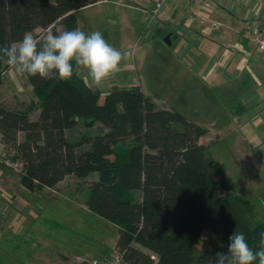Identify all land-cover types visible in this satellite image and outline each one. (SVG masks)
I'll return each mask as SVG.
<instances>
[{"label":"trees","instance_id":"trees-1","mask_svg":"<svg viewBox=\"0 0 264 264\" xmlns=\"http://www.w3.org/2000/svg\"><path fill=\"white\" fill-rule=\"evenodd\" d=\"M76 8L75 0H0V50L37 27L58 34L61 23L64 31H83ZM7 68L0 59V83ZM24 78L32 98L10 106L0 101V140L11 162L22 163V185L51 188L67 175L95 174L85 206L116 224L123 263L208 264L227 252L235 231L253 249L259 244L264 218L252 221L251 201L233 189L210 153L216 141H199L207 127L157 106L138 83L103 91L82 75ZM231 106L234 114L245 109L241 100ZM79 120L94 130L72 136Z\"/></svg>","mask_w":264,"mask_h":264},{"label":"rangeland","instance_id":"rangeland-1","mask_svg":"<svg viewBox=\"0 0 264 264\" xmlns=\"http://www.w3.org/2000/svg\"><path fill=\"white\" fill-rule=\"evenodd\" d=\"M75 1L78 26L85 34L99 31L116 49L131 53V60L121 64L122 75L142 84L157 106L175 108L209 129L199 141L204 144L216 141L210 146V153L224 166L233 189L251 201L255 213L252 221L264 218V95L258 98L253 95L258 87L264 90V51L249 59L255 63L247 64V82L235 83L236 80L226 78L229 74L223 70L211 69L204 74V63L186 51L179 35L165 27L152 32L154 27L147 28L138 13L129 9L123 14L115 12L113 0ZM56 27L59 33L64 31L61 23ZM49 31L37 27L31 33L39 39ZM166 32L173 33L171 44L163 41ZM205 38L207 43L199 46L198 51L202 58H209V64L211 59L216 60L210 52L211 46L222 44L219 39ZM256 67L261 73L258 74ZM10 69L9 66L5 69L0 83V101L9 106L33 97L27 79L13 69L8 73ZM117 74L102 87H108ZM80 75L92 86L86 73ZM242 78L238 77L237 81ZM231 100L245 104L242 113H231ZM77 124L70 132L72 136L94 130L81 120ZM21 168V161L12 163L0 141V259L3 264H86L87 260L101 258L99 248L104 259L112 255L119 234L116 224L85 207L89 183L96 179L95 174L85 179L67 175L51 190L47 187L32 190L22 185ZM203 236L213 237L207 231ZM196 245L199 247L200 242ZM142 249L150 253L147 248Z\"/></svg>","mask_w":264,"mask_h":264},{"label":"clouds","instance_id":"clouds-1","mask_svg":"<svg viewBox=\"0 0 264 264\" xmlns=\"http://www.w3.org/2000/svg\"><path fill=\"white\" fill-rule=\"evenodd\" d=\"M0 51L3 52L0 59L19 76L68 81L74 74L80 75L83 72L98 88L119 71L122 62L131 60V53L116 49L101 32L85 34L79 28L58 34L49 31L39 39L26 32L22 40L5 46ZM257 262L264 264V233L260 234L259 244L253 249L245 234L235 231L229 237L227 252H217L208 264Z\"/></svg>","mask_w":264,"mask_h":264},{"label":"crops","instance_id":"crops-1","mask_svg":"<svg viewBox=\"0 0 264 264\" xmlns=\"http://www.w3.org/2000/svg\"><path fill=\"white\" fill-rule=\"evenodd\" d=\"M126 3L130 2V0H122ZM215 3L210 6H204L202 0H197L195 2H190L187 0H171L166 6V14L168 17V23L170 28H165L175 35H179L180 39L183 40V46L185 45L186 51L191 53V56L198 61L204 63L205 71L204 74H207L211 71V69L223 70L224 72H228L227 79L236 80L235 83H246L247 82V70L248 66H252L255 62H251L249 59L257 54L258 48L253 43V41H249L245 32L250 25L251 15L254 12L264 13V0H214ZM145 3H151L153 0H143ZM113 4H116L113 3ZM121 9V10H120ZM128 9L131 12H136L141 15V12L137 10H133L132 8L123 7L121 5L116 4V7L113 10L116 12L121 11V13H127ZM217 20L221 23L220 27L216 30L215 35L211 34V22ZM154 30H160L159 26H153ZM37 30V28H36ZM164 30V29H162ZM205 36H208L211 39H219L222 44L220 47L211 46L210 52L216 58V60L211 59L208 64L209 58L204 56L202 58L200 52L198 51L199 46L207 43ZM263 52V51H261ZM250 64H249V62ZM259 61V60H258ZM124 66L119 68V71L115 77V80L110 82L108 87H102L103 91L108 90L113 85L119 86H131L133 83H136L135 80H128V78L122 75L120 72L124 70ZM10 69L8 73L11 74ZM256 71L258 74L261 73L260 69L256 67ZM9 75V74H8ZM243 76L242 81H237V78ZM6 77H8L6 75ZM9 78V77H8ZM249 79V78H248ZM139 84V83H138ZM142 89L143 86L140 84ZM92 86L95 85L92 83ZM242 86V85H241ZM262 89V88H261ZM260 87H258L255 92L253 91V95L259 96L264 95V90L262 91ZM145 92V90L143 89ZM146 93V92H145ZM259 94V95H258ZM235 100V99H233ZM231 100V101H233ZM230 102V100H228ZM233 111L231 110V113ZM36 114V112L34 113ZM33 115V114H32ZM37 115V114H36ZM35 115V116H36ZM35 118V117H34ZM1 138V131H0ZM1 141V140H0ZM55 187V186H54ZM49 188V187H47ZM53 188V187H51ZM51 188H49L51 190ZM86 207V206H85ZM87 210L88 209L86 207ZM115 244V241H114ZM115 249V245H114ZM100 248L98 249V257H101L98 261L99 264H107V257L104 259L102 253L100 254ZM75 256V255H74ZM106 256V255H105ZM86 259V258H85ZM94 262H98L96 259ZM93 261L87 260L88 264L94 263ZM86 262V264H87Z\"/></svg>","mask_w":264,"mask_h":264},{"label":"built area","instance_id":"built-area-1","mask_svg":"<svg viewBox=\"0 0 264 264\" xmlns=\"http://www.w3.org/2000/svg\"><path fill=\"white\" fill-rule=\"evenodd\" d=\"M171 0H153L151 3H145L143 0H130L126 3L122 0H113V2L123 7H130L133 10L141 12V20L147 28H153V26H159L163 28L167 26L168 17L166 14V6ZM195 2L197 0H187ZM250 1V0H244ZM258 1V0H255ZM204 6L210 7L214 0H202ZM221 23L217 20L211 22V34L214 36L216 30L220 27ZM245 36L249 41H253L258 50L264 51V13L254 12L251 15L250 25L248 26ZM227 71V70H226ZM228 73V72H227ZM4 74V71H3ZM107 264H123V256L117 248L114 249L112 255L107 258Z\"/></svg>","mask_w":264,"mask_h":264},{"label":"water","instance_id":"water-1","mask_svg":"<svg viewBox=\"0 0 264 264\" xmlns=\"http://www.w3.org/2000/svg\"><path fill=\"white\" fill-rule=\"evenodd\" d=\"M170 33H167L166 36L164 37L163 41L167 44H171V38H170Z\"/></svg>","mask_w":264,"mask_h":264}]
</instances>
